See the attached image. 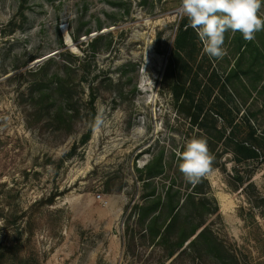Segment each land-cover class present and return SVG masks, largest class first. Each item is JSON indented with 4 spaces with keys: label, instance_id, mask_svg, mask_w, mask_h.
Masks as SVG:
<instances>
[{
    "label": "rangeland",
    "instance_id": "rangeland-1",
    "mask_svg": "<svg viewBox=\"0 0 264 264\" xmlns=\"http://www.w3.org/2000/svg\"><path fill=\"white\" fill-rule=\"evenodd\" d=\"M179 6L180 0H0L3 264H192L162 261L158 249L139 239L129 211L141 194L135 168L160 151L176 166L190 138L162 81L184 17ZM258 14L264 18V0ZM108 35L95 46L100 52L109 44L108 51L92 56L90 40ZM223 48L226 59L212 62L217 70L233 58L227 43ZM205 54L202 45L197 61ZM48 59L56 62L30 74ZM53 74L66 75L68 102L53 95ZM237 91L227 102L236 107L230 112H256L251 122L260 132L264 94L248 97L238 85ZM51 95L49 110L65 111L55 122L47 112ZM226 160L231 176L234 165ZM205 178L219 207L214 232L242 262L264 264V165L247 196L218 170Z\"/></svg>",
    "mask_w": 264,
    "mask_h": 264
},
{
    "label": "trees",
    "instance_id": "trees-1",
    "mask_svg": "<svg viewBox=\"0 0 264 264\" xmlns=\"http://www.w3.org/2000/svg\"><path fill=\"white\" fill-rule=\"evenodd\" d=\"M108 37L97 36L90 40L92 56L108 51L109 44L100 52L95 49L98 42ZM224 42L230 50V57L233 55L231 61H227L229 66L226 69L212 67L216 58L207 54L197 61L202 46L200 39L196 30L190 27L187 17L181 18L162 81L177 105L176 113L187 123L186 136L207 141L212 157L211 171L218 170L229 177L236 185L233 189L245 192L247 196V193H254L256 188L252 178L256 170L264 165V129L259 132L251 122L256 112H230L236 107L227 105V102L231 100V94H237V85L248 97L264 94V30L258 31L251 41L245 40L238 32L231 35L225 33ZM54 62L56 60L48 59L39 70L30 74L42 72ZM49 83L56 87L54 96L63 102L69 101L71 89L66 75L53 74ZM33 87L36 89L37 83ZM215 90L219 94L214 102H210ZM53 95L46 101L49 103L47 112H51L55 122L65 111L61 107L49 110ZM36 98L34 104L42 107L38 109L40 112L44 107L41 89L37 90ZM94 99L91 92L90 105ZM260 108L264 111V100ZM94 128L95 124H92L82 139L83 143L89 139ZM226 157L235 167L231 176L226 170ZM180 162L178 155L176 166H172L164 160L160 151L141 168H135V182L141 184V194L129 211L135 214L139 239L152 249H158L162 261L189 259L192 264H246L237 251L230 249L212 229L211 221L219 219V207L207 179L203 177L197 184L187 182L179 170ZM133 236L130 235L131 241ZM0 264H3L1 251Z\"/></svg>",
    "mask_w": 264,
    "mask_h": 264
},
{
    "label": "clouds",
    "instance_id": "clouds-1",
    "mask_svg": "<svg viewBox=\"0 0 264 264\" xmlns=\"http://www.w3.org/2000/svg\"><path fill=\"white\" fill-rule=\"evenodd\" d=\"M262 0H180L179 11L196 30L203 51L212 58L222 59L225 33H240L251 41L264 30V18L258 13ZM180 155L179 170L185 180L197 184L211 171L212 157L203 138L188 139Z\"/></svg>",
    "mask_w": 264,
    "mask_h": 264
},
{
    "label": "built area",
    "instance_id": "built-area-1",
    "mask_svg": "<svg viewBox=\"0 0 264 264\" xmlns=\"http://www.w3.org/2000/svg\"><path fill=\"white\" fill-rule=\"evenodd\" d=\"M97 198H99V196H97Z\"/></svg>",
    "mask_w": 264,
    "mask_h": 264
},
{
    "label": "water",
    "instance_id": "water-1",
    "mask_svg": "<svg viewBox=\"0 0 264 264\" xmlns=\"http://www.w3.org/2000/svg\"><path fill=\"white\" fill-rule=\"evenodd\" d=\"M40 61H38L37 63H39Z\"/></svg>",
    "mask_w": 264,
    "mask_h": 264
}]
</instances>
